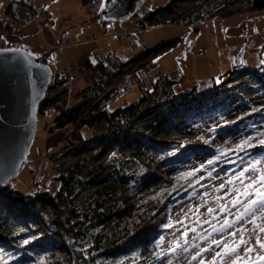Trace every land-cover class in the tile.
Instances as JSON below:
<instances>
[{
  "label": "trees",
  "instance_id": "obj_1",
  "mask_svg": "<svg viewBox=\"0 0 264 264\" xmlns=\"http://www.w3.org/2000/svg\"><path fill=\"white\" fill-rule=\"evenodd\" d=\"M83 2L92 16L90 22L100 20L107 25L114 21L102 16L104 0ZM229 5L224 17L264 11V0H236ZM21 8L18 15L16 11ZM140 9L137 7L132 15L136 19L134 27ZM161 10L153 9L147 16L148 23L156 25ZM210 10L211 6H206L182 22L193 27ZM167 11L164 8L163 12ZM4 15L29 22L34 13L28 1L13 0ZM3 31L0 29V49L24 48L11 43L7 31ZM173 43L162 42L155 50ZM52 52L38 57L42 64L49 63ZM260 54L264 56V46ZM145 58L125 59L115 50L82 55L73 64L77 80L86 85L77 91L78 100L71 109H67L68 88L52 96L48 91L39 116L49 111L56 114L54 129L59 134L46 150L57 166L56 174L53 179L40 177L34 181L36 189L30 194H16L12 186L15 179L0 191V255L11 260L0 264H96L121 257V264H153L163 253L161 237L169 228L165 225H173L171 210L184 197L197 192L207 179V171L201 168L207 156H219L214 164L217 170L236 166L238 162L230 163L224 156L231 149L241 159L264 156V145L259 144L264 138V63L254 67L238 63L227 73L207 78L184 93L173 91L183 78L163 71L150 76V89L140 90L139 97L127 102V95L136 96L138 92L131 77L143 68L139 61ZM60 74L54 72L50 88ZM250 90L261 100L245 98ZM238 108L244 113L235 121L223 122L225 115ZM100 124L106 125L101 136L84 138L86 127ZM187 125H208V137L171 136ZM238 130L241 137L237 142L214 145V138L232 136ZM249 136L254 146H246L244 152L236 149V144ZM64 140L70 146L98 141L101 149L94 162L114 149L122 167H113L106 157L90 167L77 161L63 168L51 151ZM197 155L204 160L193 161ZM25 164L29 166L30 162ZM109 168L113 169L106 173Z\"/></svg>",
  "mask_w": 264,
  "mask_h": 264
},
{
  "label": "rangeland",
  "instance_id": "obj_2",
  "mask_svg": "<svg viewBox=\"0 0 264 264\" xmlns=\"http://www.w3.org/2000/svg\"><path fill=\"white\" fill-rule=\"evenodd\" d=\"M11 1L0 0V29L7 31L6 34L4 33L6 36L11 30H18L13 25L8 24L6 16L3 15L5 7ZM37 1L56 19V24L52 27H43L41 31L34 32L35 16L33 15L34 18L26 27L27 29L24 31L18 30L20 33L30 32L29 35L19 40L8 38L11 43L23 46L36 57L42 56L61 43H66L63 51H55V63L52 67L55 73H61L66 65H73L75 80L69 84L72 85V92L68 91V105L70 107L74 106L78 100L76 98L77 91L83 89L86 83L81 79L77 80V71L73 63L84 54L94 56L108 51L109 48L103 45L102 40L107 41L113 36L106 37L104 33L105 25L100 20L90 22L92 16L83 0ZM235 1L141 0L138 3V7L141 8L139 11L145 6L146 10L148 8L162 10L156 15V19L159 20L156 25H153L154 28L141 32L138 41L133 43H131L129 35L126 36L125 34L126 30L134 27L135 17L107 23L106 30L109 33L120 35L118 40L114 39V43H116L114 48H117L116 50L125 59L146 57L139 61L143 68L131 77L138 92H136V96L127 95V102L139 97L141 91L150 89L152 87L150 76H158L163 71L170 72L177 79L183 78V82L174 86L173 91L184 93L207 78L227 73L238 63L246 67L258 66L264 60V56L261 57L260 54L264 46V18L260 19L261 16H254L255 13L224 17L223 13L230 7L229 3H235ZM150 3H153L151 7H149ZM206 6H211V10L209 12L205 11L192 29L191 25L182 22L184 17L204 9ZM164 8L168 11L163 12ZM51 28L54 30L53 33L50 32L52 31ZM173 41L175 43L169 45L166 49L155 50L157 45L162 42ZM22 42L26 44L21 45ZM99 43L101 46L98 49ZM148 50L155 51L147 52ZM59 90L55 88L51 91L55 94ZM244 97L252 98L253 102L261 100L253 90L246 92ZM242 113H244V110L238 108L236 111L225 115L223 122L235 121ZM55 117L56 114L50 111L39 116L36 137L26 160L30 164L29 166L25 164L18 177L12 181L16 194H30L33 192L36 189L34 181H38L37 179L40 177H46L47 179L55 177L57 166L48 158L46 153L47 144L59 134V131L55 130L53 126ZM105 131V124L97 125L91 129L86 127L83 130V136L85 139H91L101 136ZM207 131H209L208 125H187L171 136L179 139H195L197 137H208ZM240 137L241 131L238 130L232 136L214 138L213 142L216 147H222L228 142H237ZM210 138H213V136ZM100 149L98 141L70 146L64 140L51 153L58 157L57 164L63 168H67L77 161H84L90 167L101 163L106 157L113 164V167H122V159L114 149H111L106 156L94 162ZM226 158H229L230 163H238L233 169L227 170H217L214 164L204 163L203 169L207 171L208 176L203 185L197 192L184 197L171 210L170 221L173 222V225L167 228L163 234V253L153 264H200L201 259H203L204 264H210L215 252L223 251L224 243L234 244V241H238L240 236L249 240L247 246L252 247L254 250L246 254L243 247H241L238 250L241 259L237 264H264V262L258 260L259 257L264 256V249L256 244L257 237L264 241V233H260L256 228L257 224L264 226V216L257 213L255 224L249 223L247 217L241 222H235L236 217L243 212V204L247 203V199H255L257 190L264 192V185L257 182L252 188L248 189L252 193L251 197L246 198L241 194L245 185L251 183L249 177L258 181L259 176L264 174V156L241 159V156L234 152ZM208 159H211V156H207ZM202 160H204L203 157L197 155L193 161L201 162ZM257 161H260V163H257ZM250 167H255L256 171L246 173L243 178H238L243 169ZM112 169L109 168L106 173H110ZM222 184L223 187H221ZM238 195L242 203L233 207V201ZM209 209H212V211L209 212ZM225 220L234 222L233 227L222 233L215 232L214 228H221ZM238 229L243 231H237ZM231 232H237V236L232 237ZM184 233H187V235L185 236ZM215 240L221 241L219 247L213 243ZM194 245L198 247H194ZM185 248L188 251H184ZM203 248H211V251L202 252L197 256V259L193 260L192 256ZM230 259H234V257H225V264H228ZM216 260L219 262L220 257H216ZM10 261L7 256L0 255V262L10 263ZM122 262L123 258L121 257L99 260L96 264H121Z\"/></svg>",
  "mask_w": 264,
  "mask_h": 264
},
{
  "label": "water",
  "instance_id": "obj_3",
  "mask_svg": "<svg viewBox=\"0 0 264 264\" xmlns=\"http://www.w3.org/2000/svg\"><path fill=\"white\" fill-rule=\"evenodd\" d=\"M141 0H107L102 16L121 21L132 17ZM19 53L0 49V191L24 167L36 137L40 106L47 97L54 72L24 48ZM235 151H227L230 156Z\"/></svg>",
  "mask_w": 264,
  "mask_h": 264
},
{
  "label": "snow or ice",
  "instance_id": "obj_4",
  "mask_svg": "<svg viewBox=\"0 0 264 264\" xmlns=\"http://www.w3.org/2000/svg\"><path fill=\"white\" fill-rule=\"evenodd\" d=\"M107 0H104V3L101 4V10H104L105 4H106ZM111 2L113 4H115L117 2V0H111ZM11 51L13 52H17L19 53V49H11ZM27 56H32L31 52L27 53ZM261 63H264V61H261ZM264 135V134H262ZM253 138L251 136L241 139V141L236 144V149H238L241 152L246 151V146L247 148H251L254 145L251 143V140ZM259 144L260 145H264V138L259 140ZM219 160V156H216L212 159H208L207 164L208 165H213L215 164L217 161ZM257 163H260V161H257ZM204 165H201V168H203ZM256 169L255 167H250V168H245L243 169V171H241L239 173V177L238 178H243L245 177L246 173L249 172H255ZM249 179H251V183L248 185H245L244 191L241 193L244 197L248 198L252 196V193L248 190L250 188H252L257 182H259L261 185H264V174L260 175L258 178V181L256 179H253L251 177H249ZM221 187H223V184L221 185ZM256 198L255 199H247V203L243 204V212L238 215L236 217V221L235 222H241L243 221L246 217L249 218V223H253L255 224V218H256V214L260 213L262 216H264V192L257 190L255 193ZM241 200L239 199V195L237 196V198L233 201V207H235L238 204H241ZM212 209H209V212H211ZM233 223L234 222H230L228 220L224 221V224L222 225L221 228L219 229H215L214 231L217 233H222L224 232L226 229H231L233 227ZM172 225H165V227H171ZM256 228L259 230L260 233H264V226L261 225H256ZM237 231H243L242 229H238ZM184 235L186 236L187 233H184ZM230 235L232 237H236L237 236V232H231ZM163 238L161 237V240ZM25 243H27V241H25ZM185 243H187V241H185ZM213 243L219 247L221 245V241L220 240H215L213 241ZM249 240H246L243 236H240L238 241H234V244H228V243H224L223 244V251L222 252H215L214 256L211 259L210 264H225V257L228 258H232L234 257V259H230L228 261V264H237V262L241 259V256L239 254V249L241 247H243L244 252L250 253L252 252L254 249L252 247H248ZM256 244L259 245V247L261 249H264V241L260 240L259 237H257L256 239ZM177 247H179V245H177ZM194 247H198L196 245H194ZM184 251H188V249H184ZM211 251V248H203L200 249L195 255L192 256V259L195 260L197 259V256H199L202 252H208ZM216 257H220V261L217 262ZM258 260L260 262H264V256L259 257ZM200 264H204L203 259L200 260Z\"/></svg>",
  "mask_w": 264,
  "mask_h": 264
},
{
  "label": "built area",
  "instance_id": "obj_5",
  "mask_svg": "<svg viewBox=\"0 0 264 264\" xmlns=\"http://www.w3.org/2000/svg\"><path fill=\"white\" fill-rule=\"evenodd\" d=\"M28 3L31 5V8L33 9V13H34V21H35V27H34V32L37 31H41L43 27H52L55 24V19L50 15V13L37 1V0H28ZM153 5V3H150L151 7ZM140 13V17L139 20L137 22V25L134 27V29L132 31H127L126 32V36L129 35L131 43H133L134 41H138L139 39V34L141 32L147 31V30H151L153 29V25L148 23L147 20V16H149L152 13V9L148 8V10H146V6L145 8H143L141 11H139ZM192 29V27H191ZM32 33V32H31ZM30 32L28 33H20L18 32V30H11L8 34V37H10L11 39H24L23 37H25L26 35H29ZM113 36L115 38H119L120 35L116 34V35H112L111 33H106V37H110ZM66 43H61L58 47L53 48V52L51 53L50 57H49V63L48 65H50L52 67V65L55 63V51L59 50V51H63L65 49ZM138 45V44H137ZM74 71V67L72 64H68L66 65L65 69L63 72H61V74L58 76V80L57 83L55 85H53L51 88H49V92L52 95H54L52 93L51 90L58 88L60 89L59 91H62L65 88H68L69 92H72L71 86L69 85L70 82H73L75 80V75L73 73ZM56 92V93H59ZM55 93V94H56ZM72 106L70 107V105L67 106V109H71ZM53 126H55V123L53 122Z\"/></svg>",
  "mask_w": 264,
  "mask_h": 264
},
{
  "label": "crops",
  "instance_id": "obj_6",
  "mask_svg": "<svg viewBox=\"0 0 264 264\" xmlns=\"http://www.w3.org/2000/svg\"><path fill=\"white\" fill-rule=\"evenodd\" d=\"M13 1V0H12ZM18 1H28V0H18ZM82 8H84V7H82ZM22 8L21 9H19V11L17 12L16 11V13H18V15H21L22 14ZM50 13V12H49ZM3 15H4V13H3ZM50 15H51V13H50ZM261 16L260 17V19L263 17L264 18V16H262V15H264V11H262V12H256L255 14H254V16ZM6 16V15H5ZM252 16V15H251ZM53 17V16H52ZM6 18V22L8 23V24H11V25H13L16 29H18V30H22V31H24L25 29H27L26 27L29 25V23L31 22V21H29V22H26L25 20L24 21H21V20H19V21H17V20H14V17L13 18H7V16L5 17ZM54 18V17H53ZM250 18V17H249ZM55 19V18H54ZM55 24H56V19H55ZM105 25V24H104ZM107 26L105 25L104 26V31L106 32V31H108V30H106L107 28H106ZM52 29V28H51ZM50 29V30H51ZM131 29H133V27L131 28ZM131 29H128V30H131ZM128 30H126V31H128ZM51 33H53L54 32V30L52 29V31H50ZM104 32V33H105ZM103 38V37H102ZM26 39V38H25ZM114 39H117L118 40V38H115V37H113V38H111V39H109V40H107V41H105V40H102V42H103V45L104 46H106V47H108L109 48V50H115V51H117L116 49L117 48H114L115 47V45H116V43H114ZM101 42V41H100ZM120 43V42H119ZM26 43L25 42H22L21 43V45H25ZM29 45H31V44H29ZM101 45H100V43H99V45H98V49H99V47H100ZM97 48V47H96ZM119 52V51H118ZM85 55V54H84Z\"/></svg>",
  "mask_w": 264,
  "mask_h": 264
}]
</instances>
